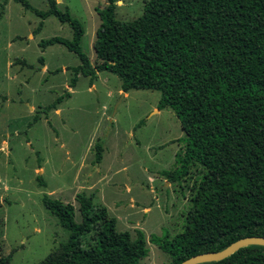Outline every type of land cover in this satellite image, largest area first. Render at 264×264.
<instances>
[{
	"label": "trees",
	"instance_id": "trees-1",
	"mask_svg": "<svg viewBox=\"0 0 264 264\" xmlns=\"http://www.w3.org/2000/svg\"><path fill=\"white\" fill-rule=\"evenodd\" d=\"M13 1L40 18L34 34L48 17L70 28V40L52 37L38 44H60L76 55L79 64L70 68L68 87L76 86L79 75L91 86L97 73L107 72L119 79L123 93L159 92L157 109L177 117L186 145L179 166L164 173L166 180L179 183L194 165L203 171L191 187L182 231L149 238L168 255V264L218 252L245 237L264 238V0H148L128 22L115 18L119 0H105L95 10V65L80 46L84 28L67 8L47 0L48 8L40 11L26 0ZM64 97L70 93L50 108ZM95 148L99 163L102 148ZM75 198L79 223L73 205L42 197L68 238L38 264H140L148 254L142 231L131 239L116 230L106 207L93 208L91 196ZM94 226L95 242L85 248L81 237ZM10 261V255L0 257V264ZM203 264H264V247L247 246Z\"/></svg>",
	"mask_w": 264,
	"mask_h": 264
},
{
	"label": "rangeland",
	"instance_id": "rangeland-1",
	"mask_svg": "<svg viewBox=\"0 0 264 264\" xmlns=\"http://www.w3.org/2000/svg\"><path fill=\"white\" fill-rule=\"evenodd\" d=\"M26 1L36 10L48 8L47 0ZM147 1L119 0L115 18L132 21ZM55 2L82 24L80 46L95 65V10L106 1ZM40 21L21 4L0 0V257L10 255V264H38L65 243L68 232L42 197L73 205L79 223L75 197L82 193L91 196L93 208H107L118 232L135 239L142 231L148 254L140 264H168V255L149 238L182 231L191 187L203 171L194 165L179 183L166 180L164 173L179 166L186 145L177 117L170 109L154 112L157 91L131 90L122 97L119 79L107 72L97 74L95 88L81 75L68 87L70 68L79 64L76 55L59 44L43 49L38 43L70 40L71 30L48 17L34 35ZM66 91L73 95L50 108ZM96 145L102 148L99 163ZM96 228L81 237L85 248L94 244Z\"/></svg>",
	"mask_w": 264,
	"mask_h": 264
},
{
	"label": "water",
	"instance_id": "water-1",
	"mask_svg": "<svg viewBox=\"0 0 264 264\" xmlns=\"http://www.w3.org/2000/svg\"><path fill=\"white\" fill-rule=\"evenodd\" d=\"M122 97H123V94H122ZM247 246L264 247V238L263 237H245V238L239 239L231 243L229 246H227L223 250H220L218 252H208L204 254H198V255L192 256L184 260L180 264H203V263L221 261L231 256L232 254L237 252L239 249L247 247Z\"/></svg>",
	"mask_w": 264,
	"mask_h": 264
},
{
	"label": "crops",
	"instance_id": "crops-1",
	"mask_svg": "<svg viewBox=\"0 0 264 264\" xmlns=\"http://www.w3.org/2000/svg\"><path fill=\"white\" fill-rule=\"evenodd\" d=\"M35 16H36V15H35ZM39 19H40V18H39ZM46 19H47V18H46ZM42 24H43V23H42ZM38 25H39V24H38ZM42 26H43V25H42ZM37 27H38V26H37ZM37 27H36V28H37ZM41 28H42V27H41ZM40 30H41V29H40ZM40 30H39V31H40ZM34 35H36V34H34ZM30 37H31V36H30ZM38 44H39V43H38ZM59 45H60V44H59ZM38 46H39V45H38ZM51 46H52V45H51ZM63 47H64V46H63ZM39 61L42 62V64H43V60H42V58H40ZM41 70H42L43 72H47L48 68H47V66H46L45 64H43ZM97 74H98V73H97ZM94 81H95V80H94ZM91 88H95V84H92ZM69 93L72 94V91H69ZM122 94H123V97H126V96H127V93H123V92H122ZM72 95H73V94H72ZM160 111H161V110H160ZM154 112H155V113H159V110H158V109H155Z\"/></svg>",
	"mask_w": 264,
	"mask_h": 264
}]
</instances>
